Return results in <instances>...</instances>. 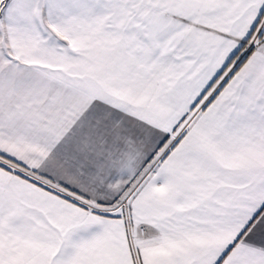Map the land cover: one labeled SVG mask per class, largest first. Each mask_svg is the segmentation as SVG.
Here are the masks:
<instances>
[{
  "label": "snow or ice",
  "instance_id": "snow-or-ice-1",
  "mask_svg": "<svg viewBox=\"0 0 264 264\" xmlns=\"http://www.w3.org/2000/svg\"><path fill=\"white\" fill-rule=\"evenodd\" d=\"M0 264H264V0H0Z\"/></svg>",
  "mask_w": 264,
  "mask_h": 264
}]
</instances>
